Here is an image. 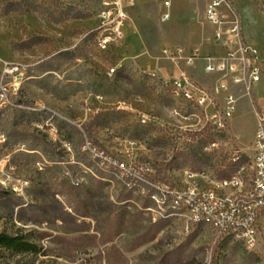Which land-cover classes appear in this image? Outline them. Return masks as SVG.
<instances>
[{
  "label": "rangeland",
  "instance_id": "1",
  "mask_svg": "<svg viewBox=\"0 0 264 264\" xmlns=\"http://www.w3.org/2000/svg\"><path fill=\"white\" fill-rule=\"evenodd\" d=\"M109 1L0 0V234L22 235L38 249L0 248V264H264V211L251 248L209 227L186 233L162 206L163 191L149 195L146 172H132L135 189H127L120 168L92 157L88 146L130 167L149 163L180 184L188 169L226 175L235 150L248 161L255 128L247 98L222 131L185 130L193 120L170 114L193 107L163 84L178 68L161 48L213 53L209 0H171L166 21L162 0H138L125 9L121 38L102 50ZM232 2L243 39L259 52L253 95L263 98L264 0ZM180 68L206 90L218 79L200 62ZM140 113L149 122L139 123ZM213 140L218 148L203 150Z\"/></svg>",
  "mask_w": 264,
  "mask_h": 264
},
{
  "label": "built area",
  "instance_id": "2",
  "mask_svg": "<svg viewBox=\"0 0 264 264\" xmlns=\"http://www.w3.org/2000/svg\"><path fill=\"white\" fill-rule=\"evenodd\" d=\"M137 1L105 2L114 4L115 12H101L105 31L98 38L100 49L121 38L122 35H115V26H122L126 7L134 5ZM161 4L163 10L160 19L169 20L171 0H162ZM205 19L212 27L211 41L214 52L203 54L198 47L187 50L180 45L163 46L161 55L178 68V73L163 78L162 82L171 84V88H178L185 102L198 104L203 108V123L181 126L185 130L199 131L206 125L212 129L225 130L228 120L236 111L239 99H248L255 118V128L250 140L252 166H245L244 161L236 160V153H240V150H235L230 158L233 166H236V172L246 171V182H237L236 173L228 180L212 181L206 177L204 170H184V180H191V187H183L176 185L175 181L159 178L149 163L130 167L123 161H112L94 147L88 146V149L93 158L101 159L102 164L113 163L115 167L120 168L127 189H135L131 187L132 172H146L150 181L149 195L154 191H163L164 209H179L181 215H184V232L187 233L195 227V221L210 219L215 234L232 233L235 237L249 239L255 243L257 218L259 213L264 211V97L253 95V89L262 78L260 56L257 48H251V44L242 37V21L232 0H209L205 8ZM196 62L202 64L204 72L218 75L210 90L196 85L186 71L180 68L182 64L193 66ZM112 72L113 68L108 74L111 75ZM233 88L238 89L239 94L235 93ZM220 93H223V96L218 102ZM170 114L189 120L185 116H176L172 109ZM149 120L147 114L140 113L139 123H147ZM218 144V141L213 140L205 145L203 150L212 151L218 148ZM157 181H165V188H157Z\"/></svg>",
  "mask_w": 264,
  "mask_h": 264
},
{
  "label": "bare ground",
  "instance_id": "3",
  "mask_svg": "<svg viewBox=\"0 0 264 264\" xmlns=\"http://www.w3.org/2000/svg\"><path fill=\"white\" fill-rule=\"evenodd\" d=\"M104 4H105L104 10H106L107 12H115V5L114 4H106V3H104ZM103 28H104V25H103ZM101 30L103 31V29H101ZM101 34H104V33H101ZM115 35H122L121 26H115ZM251 48H253V47H251ZM101 49L104 50V49H106V47H101ZM164 85L167 87L168 91H170L169 94L173 99L178 100V101L179 100L184 101V96L178 92V88H171V84H164ZM187 103H189V102H187ZM189 104H191L193 108L192 109L190 108V110H188L183 115L180 113V110H178L177 108H172V111L174 112V114L176 116H185V117H188L189 120H193V122L189 123V125H198V124L201 125L204 121L203 108H201L198 104H192V103H189ZM194 123H196V124H194ZM214 130L222 131L224 129H214ZM245 155H247V154H245ZM243 158L244 157H242V153H236V160L243 161L244 160ZM244 163H245V166H252V157L250 156L249 160L244 161ZM201 170H204L206 177L212 179V181L228 180L229 178L234 176L236 173L237 182H246V171H237L236 172V166H234V168L232 170H230L226 175H223V176H218L213 171L210 172L206 169H197V170H189L188 169L185 171L196 172V171H201ZM176 185H183V187H191V180H184V175H183L182 179L180 180V184L176 183ZM168 216L178 217L182 221L184 229H185V218H184V215H181L179 209H169ZM195 226L209 227V228H212V230H213V223L210 221V219H199V220L195 221ZM227 234L233 236L232 233H227ZM234 238L236 240L240 241L241 243H243L247 248H251L254 245V243L252 241H250L249 239H240V238L235 237V236H234Z\"/></svg>",
  "mask_w": 264,
  "mask_h": 264
},
{
  "label": "trees",
  "instance_id": "4",
  "mask_svg": "<svg viewBox=\"0 0 264 264\" xmlns=\"http://www.w3.org/2000/svg\"><path fill=\"white\" fill-rule=\"evenodd\" d=\"M0 248L13 253H35L38 249L22 235L0 234Z\"/></svg>",
  "mask_w": 264,
  "mask_h": 264
}]
</instances>
